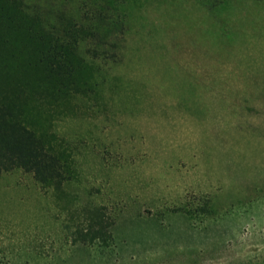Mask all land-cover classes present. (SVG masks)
<instances>
[{"label": "rangeland", "instance_id": "1", "mask_svg": "<svg viewBox=\"0 0 264 264\" xmlns=\"http://www.w3.org/2000/svg\"><path fill=\"white\" fill-rule=\"evenodd\" d=\"M118 7L97 87L51 128L76 176L0 175V264H264V0ZM93 205L106 245L74 236Z\"/></svg>", "mask_w": 264, "mask_h": 264}, {"label": "trees", "instance_id": "2", "mask_svg": "<svg viewBox=\"0 0 264 264\" xmlns=\"http://www.w3.org/2000/svg\"><path fill=\"white\" fill-rule=\"evenodd\" d=\"M67 3L0 0V175L20 170L58 193L76 167L72 146L51 129L54 118L94 92L107 58L100 41L123 30L120 0H79L75 12ZM104 208L84 212L75 239L108 244L114 217Z\"/></svg>", "mask_w": 264, "mask_h": 264}]
</instances>
